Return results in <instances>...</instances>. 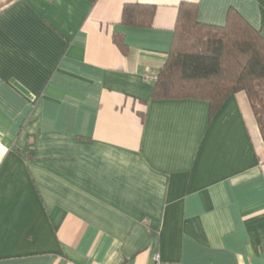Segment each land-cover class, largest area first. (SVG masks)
<instances>
[{"label":"crops","instance_id":"0c3cea01","mask_svg":"<svg viewBox=\"0 0 264 264\" xmlns=\"http://www.w3.org/2000/svg\"><path fill=\"white\" fill-rule=\"evenodd\" d=\"M183 2L264 39V0H0V264H264L246 95L151 98Z\"/></svg>","mask_w":264,"mask_h":264},{"label":"trees","instance_id":"16d2710c","mask_svg":"<svg viewBox=\"0 0 264 264\" xmlns=\"http://www.w3.org/2000/svg\"><path fill=\"white\" fill-rule=\"evenodd\" d=\"M197 5H179L164 65L153 81L151 98L204 101L209 118L231 94L246 95L264 146V39L234 9L223 26L198 21ZM155 7L125 5L121 24L150 27ZM114 43L122 46L119 38Z\"/></svg>","mask_w":264,"mask_h":264},{"label":"built area","instance_id":"2783aa9c","mask_svg":"<svg viewBox=\"0 0 264 264\" xmlns=\"http://www.w3.org/2000/svg\"><path fill=\"white\" fill-rule=\"evenodd\" d=\"M158 259H159L158 256H156L155 257V260H154L155 261V264H159V260Z\"/></svg>","mask_w":264,"mask_h":264}]
</instances>
